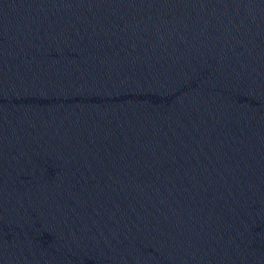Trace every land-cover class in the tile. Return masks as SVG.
I'll list each match as a JSON object with an SVG mask.
<instances>
[{
  "label": "water",
  "instance_id": "water-1",
  "mask_svg": "<svg viewBox=\"0 0 264 264\" xmlns=\"http://www.w3.org/2000/svg\"><path fill=\"white\" fill-rule=\"evenodd\" d=\"M0 264H264V0H0Z\"/></svg>",
  "mask_w": 264,
  "mask_h": 264
}]
</instances>
